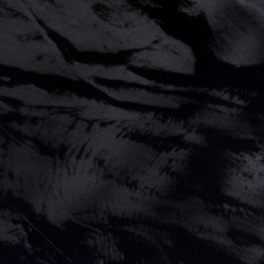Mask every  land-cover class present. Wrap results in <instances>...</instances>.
Segmentation results:
<instances>
[{"label":"water","instance_id":"obj_1","mask_svg":"<svg viewBox=\"0 0 264 264\" xmlns=\"http://www.w3.org/2000/svg\"><path fill=\"white\" fill-rule=\"evenodd\" d=\"M0 264H264V0H0Z\"/></svg>","mask_w":264,"mask_h":264}]
</instances>
